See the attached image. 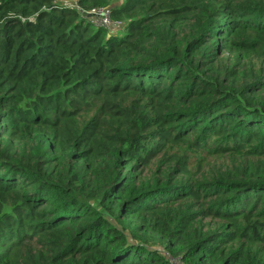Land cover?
<instances>
[{
	"label": "trees",
	"instance_id": "trees-1",
	"mask_svg": "<svg viewBox=\"0 0 264 264\" xmlns=\"http://www.w3.org/2000/svg\"><path fill=\"white\" fill-rule=\"evenodd\" d=\"M0 264H264V0H0Z\"/></svg>",
	"mask_w": 264,
	"mask_h": 264
},
{
	"label": "built area",
	"instance_id": "built-area-1",
	"mask_svg": "<svg viewBox=\"0 0 264 264\" xmlns=\"http://www.w3.org/2000/svg\"><path fill=\"white\" fill-rule=\"evenodd\" d=\"M91 16V21L101 27L113 28L120 22H116L110 15V10L107 7H96L90 11H84ZM89 17V16H88Z\"/></svg>",
	"mask_w": 264,
	"mask_h": 264
},
{
	"label": "rangeland",
	"instance_id": "rangeland-1",
	"mask_svg": "<svg viewBox=\"0 0 264 264\" xmlns=\"http://www.w3.org/2000/svg\"><path fill=\"white\" fill-rule=\"evenodd\" d=\"M89 18L91 19V16H89ZM111 30H116V32H120L121 30L117 29H111ZM122 32V31H121Z\"/></svg>",
	"mask_w": 264,
	"mask_h": 264
},
{
	"label": "water",
	"instance_id": "water-1",
	"mask_svg": "<svg viewBox=\"0 0 264 264\" xmlns=\"http://www.w3.org/2000/svg\"><path fill=\"white\" fill-rule=\"evenodd\" d=\"M84 15L90 16V14H88V13H86V12H84Z\"/></svg>",
	"mask_w": 264,
	"mask_h": 264
}]
</instances>
